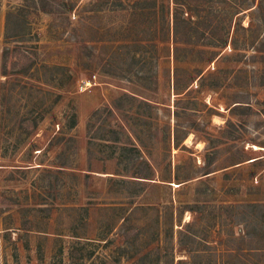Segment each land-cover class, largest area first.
<instances>
[{
  "label": "rangeland",
  "instance_id": "rangeland-1",
  "mask_svg": "<svg viewBox=\"0 0 264 264\" xmlns=\"http://www.w3.org/2000/svg\"><path fill=\"white\" fill-rule=\"evenodd\" d=\"M181 1L0 0V264H264V0Z\"/></svg>",
  "mask_w": 264,
  "mask_h": 264
},
{
  "label": "trees",
  "instance_id": "trees-1",
  "mask_svg": "<svg viewBox=\"0 0 264 264\" xmlns=\"http://www.w3.org/2000/svg\"><path fill=\"white\" fill-rule=\"evenodd\" d=\"M173 3L176 5V6H180V5H183V2L181 0H172ZM253 2H256L254 3L255 7L257 8L258 11H260V6L257 4L258 1L256 0H252ZM257 4V6H256ZM174 17H173V21L176 20V8L174 9V13H173ZM6 53H7V49L4 47L1 51V54H0V67L3 69L5 66H7V56H6ZM16 59V58H15ZM15 59L11 60L9 62V64L12 63V65L16 64V61H14ZM0 99H2V96L0 95ZM122 150H134V147H122L121 148ZM137 174V172L135 173ZM136 177H141V176H137V175H134Z\"/></svg>",
  "mask_w": 264,
  "mask_h": 264
},
{
  "label": "built area",
  "instance_id": "built-area-1",
  "mask_svg": "<svg viewBox=\"0 0 264 264\" xmlns=\"http://www.w3.org/2000/svg\"><path fill=\"white\" fill-rule=\"evenodd\" d=\"M85 84H88V82H84ZM80 87L82 88V86L80 85Z\"/></svg>",
  "mask_w": 264,
  "mask_h": 264
}]
</instances>
